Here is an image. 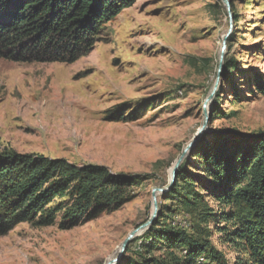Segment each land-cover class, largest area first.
Here are the masks:
<instances>
[{
	"label": "rangeland",
	"instance_id": "374dc122",
	"mask_svg": "<svg viewBox=\"0 0 264 264\" xmlns=\"http://www.w3.org/2000/svg\"><path fill=\"white\" fill-rule=\"evenodd\" d=\"M228 1L238 22L230 32L233 43L230 34L225 39L216 90L223 60L233 56L237 69L222 87V114L212 117L216 90L207 103L211 114L200 139L213 132L264 131V95L248 82L252 72L264 76V0ZM228 26L221 0H135L74 62L0 57V151L143 179L128 189L123 204L94 208L73 227L60 228L59 216L52 224H18L0 235V264H106L117 255L127 235L151 216L153 189L170 183L176 160L201 125ZM186 161L191 173L203 170L194 157ZM164 193H155L158 211ZM185 219L180 213L168 222L188 228ZM146 229L129 241L132 249ZM222 239L214 232L213 243L228 264H241L236 261L244 254L219 244Z\"/></svg>",
	"mask_w": 264,
	"mask_h": 264
},
{
	"label": "trees",
	"instance_id": "16d2710c",
	"mask_svg": "<svg viewBox=\"0 0 264 264\" xmlns=\"http://www.w3.org/2000/svg\"><path fill=\"white\" fill-rule=\"evenodd\" d=\"M134 1L0 0V57L74 62L91 51L103 25ZM231 12L234 33L238 17L234 7ZM233 40L230 34V44ZM236 69L233 56L223 60L213 118L222 114L218 105L222 87ZM251 78L255 92L264 95V76L252 72ZM231 87V94L238 97L240 90ZM214 133L204 134L190 149L174 185L161 196L157 217L139 239V248L132 249L131 241L117 264H228L213 243L214 232L223 238L219 244L227 243L238 256L244 254L237 263L264 264V131ZM187 157L200 162L199 175L185 167ZM142 180L110 174L98 165L76 166L62 158L4 149L0 235L24 222L52 224L57 216L60 228L73 227L94 208L123 204L128 189ZM180 213L188 228L168 222Z\"/></svg>",
	"mask_w": 264,
	"mask_h": 264
},
{
	"label": "water",
	"instance_id": "95a60500",
	"mask_svg": "<svg viewBox=\"0 0 264 264\" xmlns=\"http://www.w3.org/2000/svg\"><path fill=\"white\" fill-rule=\"evenodd\" d=\"M221 2L223 4V6H224V9H225L226 13H227L229 26H228L227 32L224 34V36L222 37L221 42H220V53H219L218 61H217L215 80L213 82V85H212V88H211V91H210L209 95L203 100V103H202L203 118H202L201 125L197 129V131L194 134L193 138L184 147L182 153L180 154V156L176 160V162L174 164V167H173V169L171 171L170 183L165 188H155V189H153V211H152L151 216L148 218V220L146 222H144L143 224L139 225L137 228L133 229L127 235V237L121 243L117 255L114 258H112L109 261H107L106 264H115L116 262H118V260L122 256L123 252L125 251V248H126L127 244L129 243V241L131 239H133L135 234L137 232L141 231V230H144V229L148 228V226H150L153 223V221L156 219L157 213H158V203H157V198H156L155 193L157 191L166 192V191H169L172 188V186H173V184L175 182L176 176H177L178 167L180 166V164L184 160L186 154L198 142V140L200 139L201 135L204 132L207 131V122L209 120V116L211 114V111H208L206 107H207V103H209L211 101V98H212V96H213V94H214V92L216 90V87H217L218 73H219V70H220L222 54H223V50H224V47H225V39L227 38V36L232 31V25H233V19H232V13L230 12L229 1L228 0H221Z\"/></svg>",
	"mask_w": 264,
	"mask_h": 264
},
{
	"label": "bare ground",
	"instance_id": "6f19581e",
	"mask_svg": "<svg viewBox=\"0 0 264 264\" xmlns=\"http://www.w3.org/2000/svg\"><path fill=\"white\" fill-rule=\"evenodd\" d=\"M109 260H110V259H109ZM109 260H108V261H109Z\"/></svg>",
	"mask_w": 264,
	"mask_h": 264
}]
</instances>
